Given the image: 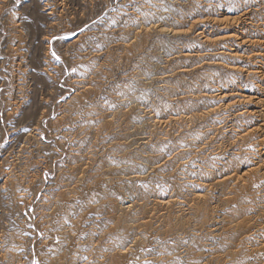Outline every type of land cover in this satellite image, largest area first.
Returning <instances> with one entry per match:
<instances>
[{
  "label": "rangeland",
  "instance_id": "374dc122",
  "mask_svg": "<svg viewBox=\"0 0 264 264\" xmlns=\"http://www.w3.org/2000/svg\"><path fill=\"white\" fill-rule=\"evenodd\" d=\"M0 264H264V0H0Z\"/></svg>",
  "mask_w": 264,
  "mask_h": 264
},
{
  "label": "bare ground",
  "instance_id": "6f19581e",
  "mask_svg": "<svg viewBox=\"0 0 264 264\" xmlns=\"http://www.w3.org/2000/svg\"><path fill=\"white\" fill-rule=\"evenodd\" d=\"M243 13V12H242ZM245 14H246V12H245ZM244 14V15H245ZM248 15V14H247ZM247 15H245L244 17H246ZM242 16V14L241 15H239V17H226V18H223V19H221L220 18V20L219 21H221V20H225V21H230V20H232V21H234V20H237V19H240V18H242L241 17ZM214 21H218L216 18L215 19H213ZM221 93V92H220ZM225 94H223V96H224Z\"/></svg>",
  "mask_w": 264,
  "mask_h": 264
}]
</instances>
